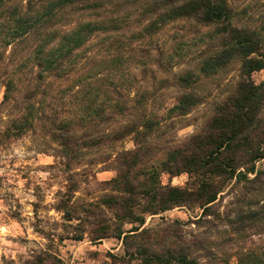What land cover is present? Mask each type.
<instances>
[{
    "label": "rangeland",
    "instance_id": "1",
    "mask_svg": "<svg viewBox=\"0 0 264 264\" xmlns=\"http://www.w3.org/2000/svg\"><path fill=\"white\" fill-rule=\"evenodd\" d=\"M25 2L0 1V264H116L119 259L112 256L123 258L125 250L132 254L139 244L157 253L181 248L202 264H239L246 253L264 258V232L245 230L237 236L228 223L264 201V190L247 183L254 174L243 168L237 173L246 179L223 181L216 201L205 210L175 207L173 215H145L141 229H150L148 239L128 238L125 245L114 239L113 246L107 239H90L95 217L115 222V210L104 202L117 195L113 181L125 170L123 160L132 157L125 153L141 149V163L132 171L135 182L151 168L160 174L162 186L195 190L202 181L186 172L172 176L163 168L172 152L204 133L216 106L241 79L237 58L216 71H199L202 60L219 49L214 26L176 22L134 42L129 52L98 46L96 38L80 51L68 80L39 82L33 65L35 41L10 42V13ZM229 3L233 24L260 34L264 44V0ZM138 13H130L126 40L140 28L135 24ZM188 72L193 75L189 85L179 83L178 77ZM251 80L264 83V70L253 72ZM7 84L11 91L5 100ZM78 89L80 95L75 94ZM186 92L197 103L180 115L172 108ZM88 98L97 103L120 99L124 112L115 114L105 105L108 121L82 127L76 103ZM143 117L153 122L150 128L139 127ZM130 124H136L135 131L118 140L106 137ZM263 170L264 159L255 163V172ZM103 242L107 246H99Z\"/></svg>",
    "mask_w": 264,
    "mask_h": 264
},
{
    "label": "trees",
    "instance_id": "2",
    "mask_svg": "<svg viewBox=\"0 0 264 264\" xmlns=\"http://www.w3.org/2000/svg\"><path fill=\"white\" fill-rule=\"evenodd\" d=\"M133 11H139L135 24L140 28L129 32L131 35L126 40L125 31L131 30L129 18ZM234 18L229 0H26L25 4L17 3V9L10 13V42L30 39L36 43L33 65L38 69L39 82L48 78L54 82L68 80L82 57L80 53L96 38L98 46L107 45V48L117 50L125 47L124 51L129 52L128 47L131 49L134 42L150 38L180 21L194 22L199 27L214 26L215 34L220 38L219 49L202 60L200 72L216 71L231 59L240 60L241 79L234 92L216 106L204 133L191 137L180 150L172 152L163 168L172 176L183 172L198 175L202 179L198 187L190 190L162 186L160 174L153 168L143 174V180L135 182L132 171L141 163L138 155L141 149L125 153L132 157L123 160L125 170L113 181L117 195L104 202L106 207L115 210L116 224L93 215L96 220L91 224V242L113 238L125 245L128 238L145 235L148 239L152 236L150 229H141L145 215H161L175 207L197 206L205 210L216 201L223 181L237 176L246 179L241 172L237 173L241 168L245 174H254L247 183L257 185L260 192L264 190V170L255 172V163L264 159V83L255 85L251 80L253 72L264 70V44L260 34L234 25ZM191 79L193 75L188 72L177 80L189 85ZM37 89L38 86L32 92ZM10 91V84H7L5 100L10 98ZM81 92L78 89L75 94ZM105 99L97 103L95 98H88L76 103L78 123L82 127L108 121L110 116L105 114V105L113 108L115 114L124 112L120 99ZM196 103L195 96L186 92L178 97L172 110L184 115ZM152 123L143 117L139 127L150 128ZM135 126L127 125L106 137L118 140L135 131L132 130ZM228 223L237 236L245 230L264 232V201L259 208L237 215ZM126 225L130 228L125 229ZM125 252L123 258L112 256L113 261L202 264L181 248L157 253L139 244L132 254ZM238 262L264 264V258L246 253Z\"/></svg>",
    "mask_w": 264,
    "mask_h": 264
},
{
    "label": "crops",
    "instance_id": "3",
    "mask_svg": "<svg viewBox=\"0 0 264 264\" xmlns=\"http://www.w3.org/2000/svg\"><path fill=\"white\" fill-rule=\"evenodd\" d=\"M165 213H167V214H169V215H170V214L173 215V214H172V213H173L172 210H169V211H167V212H165ZM151 217H154V216H151ZM105 240H106V239H105ZM111 240H114V239H113V238L107 239L108 243H109V242L111 243V244L109 243L108 245H112V246H113L114 244H112V241H111ZM118 241H119V240H118ZM105 243H106V242H103V244H99V246H103V245H104V246H107ZM121 244H122V243H121ZM121 244H120L119 246H117V250L121 247ZM109 249H110V251L112 252V249H111V248H109ZM117 250H114V251H117ZM120 257H121V256H120ZM133 261H136V260H133ZM133 261L131 260V261H130V264H131ZM107 264H113V263H107ZM116 264H127V263H116Z\"/></svg>",
    "mask_w": 264,
    "mask_h": 264
}]
</instances>
